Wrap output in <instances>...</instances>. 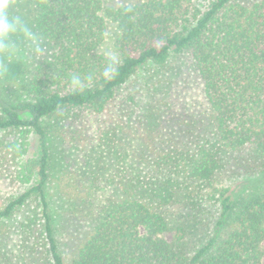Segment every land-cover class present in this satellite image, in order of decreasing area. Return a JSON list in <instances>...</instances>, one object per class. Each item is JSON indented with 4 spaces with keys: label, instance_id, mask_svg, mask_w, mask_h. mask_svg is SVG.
<instances>
[{
    "label": "trees",
    "instance_id": "obj_1",
    "mask_svg": "<svg viewBox=\"0 0 264 264\" xmlns=\"http://www.w3.org/2000/svg\"><path fill=\"white\" fill-rule=\"evenodd\" d=\"M12 5L46 45L40 61L17 64L14 78L0 79V134L6 136L0 141V173L21 188L0 206V238L8 232L15 239L25 264H67L57 249L47 198L52 169L62 159V153L55 161L52 155L55 136L82 113L102 114L142 67H161L184 53L202 82L208 136L141 165L124 158L115 127L100 129L98 158L70 175L92 219L68 264H263L264 0H141L119 7H105L103 0H12ZM107 22L115 25L113 48L120 61L112 79L102 75L110 56L99 52ZM73 73L93 79L74 91ZM244 148L263 162L259 179L236 193L219 190L218 233L188 252L185 227L170 219L168 209L211 198L223 155ZM106 192L111 195L104 198ZM33 201L35 208L24 213Z\"/></svg>",
    "mask_w": 264,
    "mask_h": 264
},
{
    "label": "rangeland",
    "instance_id": "obj_2",
    "mask_svg": "<svg viewBox=\"0 0 264 264\" xmlns=\"http://www.w3.org/2000/svg\"><path fill=\"white\" fill-rule=\"evenodd\" d=\"M138 1L141 0H103V3L105 7H119ZM237 1L246 4L254 0ZM115 37V25L107 22L99 52L105 56H116L113 48ZM82 114L79 122L68 126L64 133L57 134L51 145L54 161L61 153L62 159L58 161L57 168L52 169L47 198L57 249L67 264L90 231L92 219L82 202V196L73 191L75 183L71 187L70 175L82 173L87 165H92L98 158L96 141L100 129L115 127L120 133V150L124 158L132 164L141 165L145 161L148 163V158L170 149L192 148L202 142L210 130L202 82L188 53L172 55L167 64L161 67L152 64L142 67L118 91L102 114ZM3 138L6 136L0 134V141ZM34 150L33 141L31 152ZM223 164V172L213 190L217 193L212 194L211 198L200 202V205L183 202L168 209L170 219L185 227L184 246L188 252L218 233L215 224L219 190L228 188L236 193L243 184L256 182L263 162L251 148H244L226 152ZM5 174L7 172L0 173V206L21 189L10 184ZM110 195L106 192L102 196ZM35 206L36 203L31 202L24 213ZM167 239L173 241L175 232L172 231ZM15 242L8 232L2 234L0 250L5 259H0V264L26 263V256L17 251ZM262 251L264 253V243ZM262 262L264 264V255Z\"/></svg>",
    "mask_w": 264,
    "mask_h": 264
},
{
    "label": "clouds",
    "instance_id": "obj_3",
    "mask_svg": "<svg viewBox=\"0 0 264 264\" xmlns=\"http://www.w3.org/2000/svg\"><path fill=\"white\" fill-rule=\"evenodd\" d=\"M12 8V0H0V79L9 80L14 78L13 69L17 64L38 62L46 51L43 36L23 16L14 13ZM119 63L116 56L108 57L102 71L103 77L114 78ZM92 79L91 74L82 77L79 73H73L69 78V86L74 91H80L85 82Z\"/></svg>",
    "mask_w": 264,
    "mask_h": 264
}]
</instances>
